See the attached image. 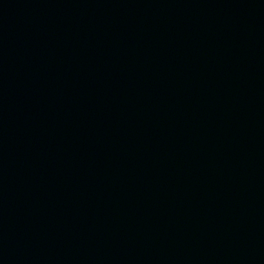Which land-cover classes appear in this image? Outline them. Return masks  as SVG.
Wrapping results in <instances>:
<instances>
[{
    "label": "water",
    "instance_id": "95a60500",
    "mask_svg": "<svg viewBox=\"0 0 264 264\" xmlns=\"http://www.w3.org/2000/svg\"><path fill=\"white\" fill-rule=\"evenodd\" d=\"M0 264H264V0H0Z\"/></svg>",
    "mask_w": 264,
    "mask_h": 264
}]
</instances>
